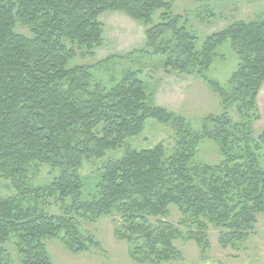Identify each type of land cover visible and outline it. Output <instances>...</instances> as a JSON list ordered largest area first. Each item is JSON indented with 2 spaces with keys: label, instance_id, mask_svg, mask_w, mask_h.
Returning a JSON list of instances; mask_svg holds the SVG:
<instances>
[{
  "label": "trees",
  "instance_id": "trees-1",
  "mask_svg": "<svg viewBox=\"0 0 264 264\" xmlns=\"http://www.w3.org/2000/svg\"><path fill=\"white\" fill-rule=\"evenodd\" d=\"M173 2L0 0V172L10 178L20 197L53 194L62 202L71 200L61 215L54 216L24 208L15 197L0 198V246L18 233L22 264H51L42 242L48 237L59 236L76 252L86 249L80 233L83 215L116 211V237L130 243L135 261L150 263L178 255L173 240L180 230L168 222L149 221L150 216L164 214L169 203L195 220L188 238L202 249L208 246L209 224L221 230L220 242L226 245L230 239L248 238L258 214L264 215V153H259L264 132L258 143L253 147L247 143L242 152L232 143L241 140L232 129L242 130L251 118H260L256 100L264 82V16L234 20L197 47L196 36L181 17L170 13ZM109 10L124 12L146 26V47L163 56L164 68L196 74L218 94L224 112L209 115L213 128L204 124L193 139L217 141L222 159L192 171L190 149L167 163L163 144L127 150L123 157L106 162L98 198L82 202L77 168L84 156H101L121 145L127 136L140 132L146 118L184 124L166 108L147 104L137 71H128L107 91L93 83L88 66L68 67L74 46L91 48L101 42L98 17ZM156 10H161L159 21L152 23ZM16 23L29 26L31 35L16 32ZM226 41L236 50L239 63L224 87L207 80L204 71L211 66L216 47ZM233 103L245 123L233 122L228 115L226 109ZM32 163L59 170L48 192L25 184Z\"/></svg>",
  "mask_w": 264,
  "mask_h": 264
},
{
  "label": "rangeland",
  "instance_id": "rangeland-1",
  "mask_svg": "<svg viewBox=\"0 0 264 264\" xmlns=\"http://www.w3.org/2000/svg\"><path fill=\"white\" fill-rule=\"evenodd\" d=\"M160 13L161 10L153 13L152 23L159 21ZM170 13L181 17L180 22H184L186 28L196 36L199 47L207 35L234 20L249 22L264 16V0H174ZM98 19L102 24L101 42L91 48L74 46L75 55L68 61V67L88 66L93 83H98L107 91L120 82L128 71H137L144 82L147 104L166 108L173 117L182 118L184 124L180 126L172 119L160 122L155 118H146L140 132L127 136L121 145L106 150L101 156H84L77 168L81 182L80 200L91 202L98 198L97 185L104 175L106 162L123 157L127 150L152 149L163 144L166 163L176 153L190 149V170L200 165L218 164L222 156L217 141L208 137L197 141L193 139V135L202 133L204 124L209 129L213 128L207 120L209 115L224 112L218 94L196 74L184 75L164 68L163 56L152 54L146 47V26L143 23L136 22L124 12L110 10L100 14ZM15 31L31 35L30 27L20 23H16ZM214 52V60L204 71V76L225 87L239 59L229 41L218 45ZM226 110L233 122L245 123L235 103L229 104ZM245 125L241 126L243 131L232 129L233 136L241 138L236 144L232 142L236 151H244L247 143L253 147L264 132V127L254 118ZM246 136L249 137L248 142L245 141ZM260 145L259 153H264V145ZM58 175L59 170L53 166L32 163L27 169L25 184L33 189L46 190ZM18 194L10 178L0 172V198L15 197L24 208L54 216L61 215L71 202H62L53 194L40 198L20 197ZM118 217L116 211L97 217L80 216V233L86 240L83 251L68 248L59 236L42 239L51 264H264L263 214H258L248 238L230 239L225 242L226 245L220 242L221 230L209 224L208 246L202 249L188 238L189 229H195V220L179 205L169 203L164 214L150 216L149 221L168 222L180 230V235L173 240L178 255L158 263L137 262L131 257L130 243L115 235ZM20 248L19 234H11L9 240L0 246V264H22Z\"/></svg>",
  "mask_w": 264,
  "mask_h": 264
},
{
  "label": "crops",
  "instance_id": "crops-1",
  "mask_svg": "<svg viewBox=\"0 0 264 264\" xmlns=\"http://www.w3.org/2000/svg\"><path fill=\"white\" fill-rule=\"evenodd\" d=\"M257 108L259 112V122L264 127V82L262 83L257 95Z\"/></svg>",
  "mask_w": 264,
  "mask_h": 264
}]
</instances>
